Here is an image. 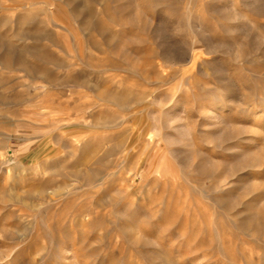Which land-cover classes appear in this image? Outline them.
<instances>
[{"label":"rangeland","instance_id":"374dc122","mask_svg":"<svg viewBox=\"0 0 264 264\" xmlns=\"http://www.w3.org/2000/svg\"><path fill=\"white\" fill-rule=\"evenodd\" d=\"M257 2L0 0V264H32L12 244L45 220L82 251L129 233L161 264H264Z\"/></svg>","mask_w":264,"mask_h":264},{"label":"bare ground","instance_id":"6f19581e","mask_svg":"<svg viewBox=\"0 0 264 264\" xmlns=\"http://www.w3.org/2000/svg\"><path fill=\"white\" fill-rule=\"evenodd\" d=\"M71 2H72V0H70ZM69 0H68V2H70ZM83 1H85V0H83ZM228 1V0H227ZM251 1V0H250ZM105 2V1H104ZM106 3V2H105ZM103 4V3H102ZM32 5V4H31ZM207 5V4H206ZM207 7V6H206ZM210 7V6H209ZM234 7V6H233ZM254 7V8H253ZM252 8V10L253 11H255V12H257L258 14H260V16H262V15H264V0H258V2L253 6ZM105 8H107V7H105ZM235 8V7H234ZM94 13V12H93ZM108 13V12H107ZM107 13H106V16L108 17V15H107ZM110 13V12H109ZM108 13V14H109ZM89 15H90V13H88ZM87 14V15H88ZM93 15V14H92ZM224 15V14H223ZM239 15V14H238ZM257 15V14H256ZM110 16H113L114 17V15H110ZM109 16V17H110ZM211 16V15H210ZM245 16V15H244ZM181 17V16H180ZM190 18V17H189ZM214 18V17H213ZM198 19V18H197ZM100 21L102 20V19H99ZM117 20V19H116ZM193 20H194V18H193ZM239 20V19H238ZM103 21L104 20H102L101 22L103 23ZM108 21V20H107ZM96 22V21H95ZM95 22H94V24H95ZM115 22V21H114ZM122 22V21H121ZM97 23V22H96ZM118 23V22H117ZM255 23H258V22H256L255 21ZM98 24V23H97ZM238 24V23H237ZM85 25V24H84ZM92 25V24H91ZM96 25V24H95ZM102 25H105L104 23L102 24ZM85 26H89V24H88V22L86 23V25ZM94 26V25H93ZM233 26H234V24H233ZM235 26H237L236 24H235ZM238 26H240V25H238ZM237 26V27H238ZM254 26H256V25H254ZM98 26H96L95 27V29L97 28ZM211 27H213L212 25H211ZM241 28H242V26H240ZM105 28V27H104ZM213 28H215V27H213ZM231 28H232V25H231ZM35 29V28H34ZM98 30H99V28H97ZM96 29V30H97ZM140 29H142L141 27H140ZM189 29V28H188ZM216 29H217V27H216ZM220 30H221V28H219ZM218 29V30H219ZM233 29V28H232ZM235 30H237V28H234ZM103 28H101V31H100V33H102L103 32ZM215 30V29H214ZM213 30V31H214ZM222 30H224V29H222ZM241 30V29H240ZM255 30H253V32H254ZM249 32V31H248ZM256 32V31H255ZM254 32V33H255ZM99 33V32H98ZM99 33V34H100ZM215 33V32H214ZM213 33V34H214ZM226 33V32H225ZM259 32H257V33H255V35H257ZM241 34V33H240ZM215 35V34H214ZM239 34L237 33V36H238ZM249 35H251V33L249 34ZM93 36V35H92ZM106 36V34H104L103 35V37H105ZM112 36H114V35H112ZM112 36L110 35V37L112 38ZM117 36V35H116ZM115 36V37H116ZM245 36V35H244ZM242 37V36H241ZM248 37H251V36H248ZM106 38H107V36H106ZM108 38H109V36H108ZM93 39V38H92ZM92 39H90V43L92 44V46H95V47H97L96 45H97V42H95V41H92ZM245 39V38H244ZM244 39H243V42H245L244 41ZM249 39V38H248ZM105 40H108V39H104V41ZM239 40H240V38H239ZM242 40V39H241ZM111 41V40H110ZM110 41H108V42H110ZM252 41V40H251ZM239 43V42H238ZM237 43V44H238ZM6 44V43H5ZM100 44V43H99ZM102 44H103V42H102ZM236 44V45H237ZM240 44H242V43H240ZM240 44H238V45H240ZM244 44V43H243ZM263 44V43H262ZM261 44V45H262ZM234 45V44H233ZM249 45V44H248ZM101 46H99L98 48H100ZM251 47H254L255 48V45H251ZM94 48V47H93ZM137 48V47H136ZM23 49V48H22ZM97 49V48H96ZM103 49V48H102ZM243 49H245V48H243ZM100 50H101V48H100ZM104 50V49H103ZM102 50V51H103ZM260 50V49H259ZM22 51V50H21ZM106 51V50H105ZM244 51V50H243ZM252 51V50H251ZM255 51H257V49L255 50ZM260 52V51H259ZM261 52H263V51H261ZM35 53V52H34ZM238 53H240V52H238ZM237 53V54H238ZM241 53H242V55H240V54H238L240 57L241 56H243L244 57V52H242V50H241ZM256 53V52H255ZM264 53V52H263ZM223 54V53H222ZM245 54H247V53H245ZM259 54V53H258ZM262 55H264V54H262ZM261 54H260V56H262ZM256 56V55H255ZM254 55H252L251 54V58H249L248 59V61H250V62H252V64L254 65V68H255V70L256 69H262V68H264V61L263 62H261V61H259L258 59H256L257 57H255ZM258 56V55H257ZM259 56V57H260ZM108 60V59H107ZM107 60H106V62H107ZM238 60H239V58H238ZM241 60H243V58L241 59ZM244 60H247V59H244ZM65 61V60H64ZM109 61V60H108ZM225 61V60H224ZM230 61V60H229ZM51 62V61H50ZM239 62H242V61H239ZM110 65H111V67H117V66H119L120 64L117 62V61H111L110 60V62H108ZM231 65H232V62L230 63ZM229 64V65H230ZM244 65H245V63H243ZM240 65H241V63H240ZM244 65H243V68H244ZM102 66H104V65H102ZM226 66H227V64H226ZM233 66V65H232ZM247 66V65H246ZM227 67H229V66H227ZM119 68V67H118ZM234 67H232L231 69H233ZM252 68V67H251ZM254 68H253V70L252 71H254ZM230 70V69H229ZM244 70H245V68H244ZM30 71V70H29ZM236 71V70H235ZM257 71H259V70H257ZM264 71V69L262 70V72ZM260 72V71H259ZM237 74V73H236ZM258 74H261V73H258ZM263 74V73H262ZM236 77V76H235ZM242 78H244V77H242ZM264 78V77H263ZM53 79V78H52ZM249 79V78H248ZM238 80V79H237ZM236 82V81H235ZM261 83H262V88L264 89V80L263 79H261V81H260ZM252 87V86H251ZM259 88V87H258ZM261 91V90H260ZM259 91V92H260ZM252 92V91H251ZM259 94H261V93H259ZM250 97V96H249ZM22 210V209H21ZM24 210V209H23ZM25 211V210H24ZM22 213V212H21ZM26 214H27V212H26ZM80 214V213H79ZM22 215V214H21ZM71 216V215H70ZM69 216V217H70ZM75 214H72V218H71V221H73V220H75V221H80V216H79V218H76L75 219ZM78 216V215H77ZM45 220V219H44ZM43 221V220H42ZM46 221V228H40V227H35V229H34V233H32V234H29V240L27 241V242H22V241H15V242H13V244H12V246H16L17 247V250L18 251H20V252H22V253H24L25 252V255L24 256H26V257H28V258H30L31 259V261L33 262L32 264H98V262H96L93 258V256H101V259H102V263H104L105 262V264H113V262H115L116 260L118 261V259H117V257L118 256H120V255H122L121 257H123V256H125V250L127 249V250H129V248H134V249H137V251H139V255L140 256H142L143 258H145V261H146V264H161L160 263V259L162 258V252H161V249H160V240H159V238H153V241L152 242H150V243H152V244H150V247H148V243L147 242H145V241H141L137 236H135V235H131V234H129V233H126L128 236L126 237V241L125 240H123V239H121L122 238V236H123V233H122V236H121V233H117L116 234V236H115V239H114V241L109 245V246H107L106 248L104 247V245L103 244H101V245H99V246H97V247H94V248H91L90 250H88V251H85V250H80L81 248L78 246V244H80V242L79 241H76L74 238H76V235L78 234H75V231L74 230H71L70 232L68 231V232H64V234L62 233V232H60L59 230H57L56 231V229H53L52 227H51V224L49 223V222H47V220H45ZM80 223V222H79ZM3 224H4V222H3ZM0 225H2V224H0ZM130 226V225H129ZM56 228V227H55ZM33 231V230H32ZM153 231H155V230H153ZM136 232V231H135ZM104 233V232H103ZM142 234V233H141ZM49 235V239H47V237L46 236H48ZM18 236L20 237V238H22V239H24V238H26L27 237V234H26V232L25 231H22V232H20L19 233V231H18ZM83 236V235H82ZM134 236V237H133ZM106 237V236H105ZM99 238H100V240L103 238V234H100L99 235ZM125 238V237H124ZM76 239H79V238H76ZM93 239H95V238H93ZM25 240V239H24ZM34 240H37V241H35V243H33L34 245H36V246H41V250H44V252H43V254L42 255H38L37 257L34 255V254H32V253H30V247H31V245H32V241H34ZM146 240V239H145ZM82 245V244H81ZM68 246H71V250H73V252H72V259L73 260H71V261H69V262H59V260L58 259H56L53 255H52V253H53V251L56 249V247L57 248H64V247H68ZM150 251V253H149V256L148 255H145V251L147 252V251ZM138 254V253H137ZM138 255V256H139ZM21 256V255H20ZM126 256H128V260H127V262H132L133 260H136L137 258H138V256H135L133 253H128ZM18 257V256H17ZM140 258V257H139ZM97 259V258H96ZM100 259V258H99ZM141 259V258H140ZM169 260V259H168ZM62 261V260H61ZM39 262V263H38ZM120 262V261H119ZM101 264V263H100Z\"/></svg>","mask_w":264,"mask_h":264}]
</instances>
